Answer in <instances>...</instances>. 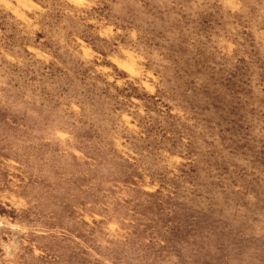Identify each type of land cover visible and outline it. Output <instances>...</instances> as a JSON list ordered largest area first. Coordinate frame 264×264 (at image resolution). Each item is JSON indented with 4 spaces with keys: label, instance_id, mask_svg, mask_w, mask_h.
I'll return each instance as SVG.
<instances>
[{
    "label": "clouds",
    "instance_id": "clouds-1",
    "mask_svg": "<svg viewBox=\"0 0 264 264\" xmlns=\"http://www.w3.org/2000/svg\"><path fill=\"white\" fill-rule=\"evenodd\" d=\"M220 89L264 127V0H0V264H153L137 205L200 193L145 124Z\"/></svg>",
    "mask_w": 264,
    "mask_h": 264
},
{
    "label": "rangeland",
    "instance_id": "rangeland-1",
    "mask_svg": "<svg viewBox=\"0 0 264 264\" xmlns=\"http://www.w3.org/2000/svg\"><path fill=\"white\" fill-rule=\"evenodd\" d=\"M215 94V107L206 109L201 98L194 132L178 120L145 124L154 151L187 153L182 167L189 171L166 182L178 190L191 182L200 193L190 201L157 194L137 205L153 264H245L248 254L264 255V127L257 131L247 99L224 89ZM72 264H79L75 255Z\"/></svg>",
    "mask_w": 264,
    "mask_h": 264
}]
</instances>
